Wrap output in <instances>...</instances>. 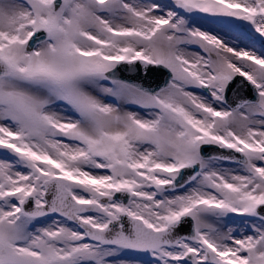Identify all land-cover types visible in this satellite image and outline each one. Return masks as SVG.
I'll list each match as a JSON object with an SVG mask.
<instances>
[{
  "label": "snow or ice",
  "instance_id": "6c2138e0",
  "mask_svg": "<svg viewBox=\"0 0 264 264\" xmlns=\"http://www.w3.org/2000/svg\"><path fill=\"white\" fill-rule=\"evenodd\" d=\"M141 254L264 264V0H0V264Z\"/></svg>",
  "mask_w": 264,
  "mask_h": 264
},
{
  "label": "water",
  "instance_id": "95a60500",
  "mask_svg": "<svg viewBox=\"0 0 264 264\" xmlns=\"http://www.w3.org/2000/svg\"><path fill=\"white\" fill-rule=\"evenodd\" d=\"M123 75L125 78H128V79L142 80L146 86L150 85L152 87H155L157 85H162L165 78H166L162 74H155V73H149V75L147 77H144L143 75H141L140 77H137L136 74H134V73H124ZM239 94L241 96H244V95H247L248 93L246 90L242 89ZM229 99L230 100L233 99V93L231 91L229 92Z\"/></svg>",
  "mask_w": 264,
  "mask_h": 264
},
{
  "label": "rangeland",
  "instance_id": "374dc122",
  "mask_svg": "<svg viewBox=\"0 0 264 264\" xmlns=\"http://www.w3.org/2000/svg\"><path fill=\"white\" fill-rule=\"evenodd\" d=\"M225 30L229 31L232 35H237L240 36L241 39H244L245 43H248V40L245 39L244 32L236 27H231V28H226ZM256 47L259 48L258 43L256 44ZM230 225H238L241 223V220L239 218H233L232 220L229 221ZM133 259H136L140 262V264H147V262L151 259L150 256H145L143 254L138 255V256H133L131 257Z\"/></svg>",
  "mask_w": 264,
  "mask_h": 264
}]
</instances>
